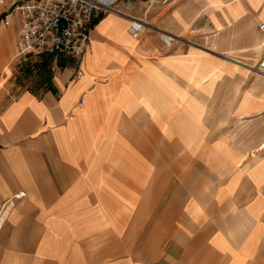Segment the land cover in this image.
Instances as JSON below:
<instances>
[{"label":"crops","instance_id":"obj_1","mask_svg":"<svg viewBox=\"0 0 264 264\" xmlns=\"http://www.w3.org/2000/svg\"><path fill=\"white\" fill-rule=\"evenodd\" d=\"M10 18L0 264H264V0H173L139 36L109 12L40 91Z\"/></svg>","mask_w":264,"mask_h":264},{"label":"built area","instance_id":"obj_2","mask_svg":"<svg viewBox=\"0 0 264 264\" xmlns=\"http://www.w3.org/2000/svg\"><path fill=\"white\" fill-rule=\"evenodd\" d=\"M172 1L0 0V15L8 11L0 18V22L9 24V18L14 14L20 17L22 26L17 42V57L20 59L27 58L30 54H66L81 60L90 45L96 22L105 14L116 12L128 17L131 34L139 36L152 26V9L167 6ZM138 2H141V7L136 5ZM260 29L264 33V22L260 24ZM162 36L164 37V34ZM253 69L264 75V42L260 58ZM77 75L80 77L83 72L78 71ZM22 195L23 193L16 194L0 205V227L6 212L15 199Z\"/></svg>","mask_w":264,"mask_h":264},{"label":"rangeland","instance_id":"obj_3","mask_svg":"<svg viewBox=\"0 0 264 264\" xmlns=\"http://www.w3.org/2000/svg\"><path fill=\"white\" fill-rule=\"evenodd\" d=\"M141 2H138L136 5L138 7L140 6ZM143 5V3L141 4ZM136 6V8H137ZM2 10V9H1ZM8 11H4L5 14ZM137 12V11H136ZM0 15V18L4 16ZM139 14V13H138ZM118 27V26H117ZM154 29L153 26L150 28H147L145 31H149ZM172 37V36H171ZM173 40H171L172 42ZM170 43V42H167ZM171 44V43H170ZM46 54H37L33 55L32 61L28 60H21L20 62H17L15 65V70L18 80L23 85H29L34 90H41L44 87L47 86V81L45 80L46 77H50L52 72L58 68L65 67L66 64L71 63L70 59H68L66 56H54L52 58H46ZM51 56V55H48ZM60 59L64 60V65H61ZM7 64H5L3 67H5ZM54 67V69H53Z\"/></svg>","mask_w":264,"mask_h":264},{"label":"bare ground","instance_id":"obj_4","mask_svg":"<svg viewBox=\"0 0 264 264\" xmlns=\"http://www.w3.org/2000/svg\"><path fill=\"white\" fill-rule=\"evenodd\" d=\"M11 21V18H9V22ZM108 27L107 28H114L115 26L112 25V23L109 25H107ZM167 34V33H166ZM164 38L166 40V42H171V40L173 39V37H171V35L169 36V34L167 36L164 35Z\"/></svg>","mask_w":264,"mask_h":264},{"label":"trees","instance_id":"obj_5","mask_svg":"<svg viewBox=\"0 0 264 264\" xmlns=\"http://www.w3.org/2000/svg\"><path fill=\"white\" fill-rule=\"evenodd\" d=\"M49 57L52 58V57H54V56L51 55V56H48V58H49ZM46 58H47V57H46ZM59 61L61 62V65H64L65 62H64L63 59H60ZM70 61H71V60H70ZM72 61H73V60H72ZM50 79H51L50 77H46V78H45L46 81H49Z\"/></svg>","mask_w":264,"mask_h":264}]
</instances>
